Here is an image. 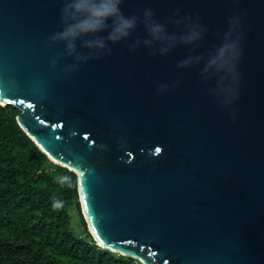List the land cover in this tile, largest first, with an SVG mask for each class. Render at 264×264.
Masks as SVG:
<instances>
[{
    "label": "water",
    "instance_id": "obj_1",
    "mask_svg": "<svg viewBox=\"0 0 264 264\" xmlns=\"http://www.w3.org/2000/svg\"><path fill=\"white\" fill-rule=\"evenodd\" d=\"M68 4L0 0V105L75 173L95 244L140 264H264V0H119L128 35L108 40L109 16L71 51Z\"/></svg>",
    "mask_w": 264,
    "mask_h": 264
},
{
    "label": "trees",
    "instance_id": "obj_2",
    "mask_svg": "<svg viewBox=\"0 0 264 264\" xmlns=\"http://www.w3.org/2000/svg\"><path fill=\"white\" fill-rule=\"evenodd\" d=\"M18 113L0 105V264H140L95 244L75 173L38 149L16 123Z\"/></svg>",
    "mask_w": 264,
    "mask_h": 264
},
{
    "label": "clouds",
    "instance_id": "obj_3",
    "mask_svg": "<svg viewBox=\"0 0 264 264\" xmlns=\"http://www.w3.org/2000/svg\"><path fill=\"white\" fill-rule=\"evenodd\" d=\"M119 0H69L65 12L71 21L67 24L58 38L66 42L67 48L71 51L75 48V41L90 32H97L103 29L105 21L109 16L117 17V23L109 32L107 39L117 41L128 35V30L133 26V21L119 16L117 7ZM150 32L154 39H163L162 27L154 25ZM55 38V37H54ZM84 44L88 47L103 49L106 46L105 38L98 37L93 40H85ZM55 63V62H53ZM61 183L66 182V177L58 178ZM53 208L61 206L60 201L53 202Z\"/></svg>",
    "mask_w": 264,
    "mask_h": 264
},
{
    "label": "rangeland",
    "instance_id": "obj_4",
    "mask_svg": "<svg viewBox=\"0 0 264 264\" xmlns=\"http://www.w3.org/2000/svg\"><path fill=\"white\" fill-rule=\"evenodd\" d=\"M87 230H88V228H87Z\"/></svg>",
    "mask_w": 264,
    "mask_h": 264
}]
</instances>
